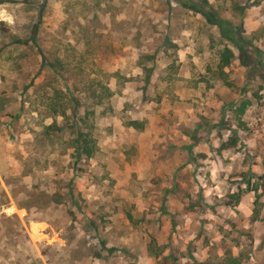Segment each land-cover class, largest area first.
Here are the masks:
<instances>
[{
	"label": "rangeland",
	"instance_id": "obj_1",
	"mask_svg": "<svg viewBox=\"0 0 264 264\" xmlns=\"http://www.w3.org/2000/svg\"><path fill=\"white\" fill-rule=\"evenodd\" d=\"M4 3L0 264H137L110 226L174 153L213 185L210 264H264V0Z\"/></svg>",
	"mask_w": 264,
	"mask_h": 264
},
{
	"label": "crops",
	"instance_id": "obj_2",
	"mask_svg": "<svg viewBox=\"0 0 264 264\" xmlns=\"http://www.w3.org/2000/svg\"><path fill=\"white\" fill-rule=\"evenodd\" d=\"M158 156L148 158L157 166L147 172H152L158 182L147 187L154 195L146 204L145 220L135 227L128 212L119 210L120 215L112 217L121 222L110 223V232L118 233L112 237L125 245L132 241L134 232L139 234L135 245H126L138 256L137 264H210L212 240L222 238L219 229L223 221V217L214 211L217 204L210 199L213 185L205 183L192 164L194 160L185 158L180 164L177 153L161 160ZM152 203L155 205L150 208ZM227 223L233 227V221ZM130 231V237L124 234ZM233 256L236 258L238 253Z\"/></svg>",
	"mask_w": 264,
	"mask_h": 264
},
{
	"label": "trees",
	"instance_id": "obj_3",
	"mask_svg": "<svg viewBox=\"0 0 264 264\" xmlns=\"http://www.w3.org/2000/svg\"><path fill=\"white\" fill-rule=\"evenodd\" d=\"M205 15L208 16V18H210L211 20L214 21V23L218 24L221 34L229 39H234L233 33H232V29L230 28V26L225 23V20L219 16L218 14H214L212 15L210 12H205ZM233 57V55H229V54H224L223 55V64H229L230 63V59ZM86 143H88V141L85 138H82L79 140V144H78V150H80V152L82 154H87V156H90L93 152L94 149H91L88 147V145H86Z\"/></svg>",
	"mask_w": 264,
	"mask_h": 264
},
{
	"label": "built area",
	"instance_id": "obj_4",
	"mask_svg": "<svg viewBox=\"0 0 264 264\" xmlns=\"http://www.w3.org/2000/svg\"><path fill=\"white\" fill-rule=\"evenodd\" d=\"M5 6L6 5L4 3V0H0V28L3 24H5L10 20L9 13ZM1 83H2V77L0 75V87H1Z\"/></svg>",
	"mask_w": 264,
	"mask_h": 264
}]
</instances>
